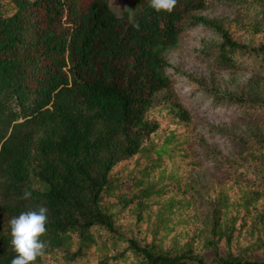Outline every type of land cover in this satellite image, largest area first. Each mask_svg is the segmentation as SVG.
<instances>
[{
  "label": "trees",
  "instance_id": "obj_1",
  "mask_svg": "<svg viewBox=\"0 0 264 264\" xmlns=\"http://www.w3.org/2000/svg\"><path fill=\"white\" fill-rule=\"evenodd\" d=\"M123 1L132 15L118 16L108 0H0V219L46 206L44 255L63 249L70 260L86 255L99 233L117 253L98 264H264V139L246 145L258 148L261 165H228L208 232L194 220L181 228L170 220L191 206L179 174L203 164L189 136L143 144L160 127L151 115L156 97L173 89L166 54L210 0H177L171 13L149 0ZM252 30L264 38L262 20ZM223 47L226 66L238 68L230 54L237 49L254 58L251 67L264 65V41L247 46L225 35ZM232 102L264 123V101ZM166 156L180 160L175 172L160 171ZM126 159L136 165L116 175ZM128 210L141 224H119ZM16 255L9 223H0V264Z\"/></svg>",
  "mask_w": 264,
  "mask_h": 264
},
{
  "label": "rangeland",
  "instance_id": "obj_2",
  "mask_svg": "<svg viewBox=\"0 0 264 264\" xmlns=\"http://www.w3.org/2000/svg\"><path fill=\"white\" fill-rule=\"evenodd\" d=\"M108 3L118 16L133 13L123 0H108ZM257 20L264 24V0H210L208 7L192 12L190 24L177 46L166 54L167 73L173 89L156 97L151 115L160 127L143 144L160 147L171 135L177 139L189 136L188 149L203 161L200 168H187L188 171L178 176L188 186L185 199L191 204L185 211L179 210L170 217L179 228L194 220L208 232L217 193L231 178L228 165H261L256 140L264 139V123L248 119L247 111L232 100L264 101V65L251 67L254 58L242 49L230 50L238 68L224 65L221 58L225 35L242 45L262 44L263 35H255L252 30ZM170 106L187 111L190 121L180 120ZM244 139L248 142L243 144ZM253 144L254 148L246 146ZM164 160L166 165L160 171L175 172L179 167L180 160L175 157L166 156ZM135 165L136 160H123L114 173L123 176ZM167 176L162 173L158 180L165 183ZM262 190L264 192V187ZM156 216L150 212L147 217L154 220ZM8 221L0 219L5 225ZM119 224L131 228L141 223L135 211L128 210L119 214ZM136 230L134 228L135 233ZM97 235V244L83 257L70 260L69 253L62 249L53 255H43V264H98L102 258L116 255V251L103 246V239L99 233Z\"/></svg>",
  "mask_w": 264,
  "mask_h": 264
},
{
  "label": "clouds",
  "instance_id": "obj_3",
  "mask_svg": "<svg viewBox=\"0 0 264 264\" xmlns=\"http://www.w3.org/2000/svg\"><path fill=\"white\" fill-rule=\"evenodd\" d=\"M149 3L156 12L171 13L177 0H149ZM133 26L139 28V24ZM30 196V192L23 193L24 199ZM48 211L46 206H38L36 209L23 211L8 221L11 245L17 253L11 264H35L44 255L45 242L42 237L47 232Z\"/></svg>",
  "mask_w": 264,
  "mask_h": 264
}]
</instances>
